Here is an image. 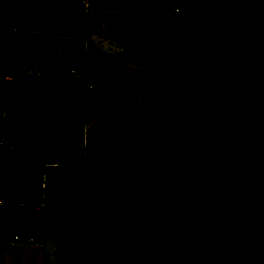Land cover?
Here are the masks:
<instances>
[{
    "label": "trees",
    "instance_id": "1",
    "mask_svg": "<svg viewBox=\"0 0 264 264\" xmlns=\"http://www.w3.org/2000/svg\"><path fill=\"white\" fill-rule=\"evenodd\" d=\"M20 1L35 16L49 15L57 33L75 35L83 26L86 41L78 80L59 91L47 73L26 78L40 43L26 41L22 32L0 33V55L13 58L17 69L0 80V172L11 171L12 191L24 196L32 190L30 165L38 162L54 181V203L86 219L109 190L76 148L67 123L78 122L102 160L113 151V161L101 167L123 174L102 213L122 227L124 259L264 264L263 130L247 107L234 115L238 133L215 126L219 113L243 97L258 105L264 122V42L234 34L264 26V0H171L156 9L143 1L103 0L94 15L57 0H0V18ZM164 5L195 11L211 29L164 21ZM104 24L122 33L116 54L91 41ZM90 85L104 86L105 94L87 97ZM112 86L122 92L109 94ZM149 141L172 155L127 161L126 150ZM43 232L54 236L60 264H90L48 209Z\"/></svg>",
    "mask_w": 264,
    "mask_h": 264
},
{
    "label": "rangeland",
    "instance_id": "2",
    "mask_svg": "<svg viewBox=\"0 0 264 264\" xmlns=\"http://www.w3.org/2000/svg\"><path fill=\"white\" fill-rule=\"evenodd\" d=\"M65 6H74L84 8L90 15L96 13L97 8L101 7L103 0H57ZM111 3L125 4L127 0H108ZM139 1V0H137ZM144 3L152 5V9L161 8L164 3L171 0H143ZM242 3H247L250 0H240ZM16 7L6 12L0 18V33L4 30H12L15 28L17 32H22L24 39L28 42H38L42 45V52L29 60L31 66L26 78L32 79L47 73L50 81L58 85V90L61 91L62 84L66 82L77 81L78 77L70 74V69H75L78 73L79 68L84 65V62L78 58L79 48L86 41L85 29L82 26L75 35L57 33L51 24L49 15L35 16L26 3L23 1L17 2ZM164 21L175 25H197L203 30H210L211 26L208 19L200 20L199 15L192 10L179 9L173 5H164ZM149 9V8H148ZM160 10V9H159ZM101 13L113 14L117 13L113 9H100ZM98 34L91 37V41L100 47L103 51L116 54L121 50V31L114 24L101 25ZM237 37L247 40H256L264 42V26L257 29L248 30L241 33H234ZM17 69L13 65V58L0 55V80H4L7 73H16ZM109 94L117 95L122 92L121 87L112 86L107 89ZM106 88L99 86L95 91H87V97L90 93L101 97L105 94ZM247 107L256 113V118L264 133V122L261 119L260 109L258 105L248 97L237 98L230 102L218 115L215 126L218 128L228 127L236 133L239 131L238 124L234 115L241 108ZM69 127L76 136V148L83 154L87 165L92 167L99 182L108 189V193L99 195L86 217L85 221L73 217L68 211L60 212L56 207L53 199V179L49 174L38 172L44 180L45 189H41V183L34 171H29L30 176L34 180L32 190L21 196L19 199L23 203H29L33 200L34 194L37 195V202L43 207L51 210L55 214V219L59 230L67 231L70 235L79 234L82 241V246L79 248L85 249V255L90 258V264H179L176 258L163 255H151L146 258L133 257L124 259L122 256V232L117 221L108 218L102 213V206L111 196H115L116 189L123 183L122 172H111L103 169L101 166L109 164L113 161V151H107L106 160H102L99 153L90 146H87L84 141L83 125L78 122H68ZM85 131H86V126ZM86 133V132H85ZM156 148V149H155ZM129 150L136 151L134 154H129L127 157L132 163H145L148 160L157 156H171V148H158L151 141L139 148H131ZM139 150V151H138ZM112 156H110V155ZM44 175V177H43ZM13 177L10 172H0V245L3 241L8 240L5 247L0 249V264H60V253L56 244L55 238L49 233H38L34 236L35 244H27L25 242L14 241L15 236L20 238L23 236V224L25 213L20 214L18 207L7 206L11 203L10 195L6 194V187L10 186ZM14 198H19L15 196ZM19 201L14 202L18 204ZM28 201V202H27ZM36 206H31L33 212ZM24 212V211H23ZM42 212V209H40ZM37 227L40 228L41 216L38 219ZM67 236V235H66ZM68 237V236H67ZM75 237V236H74ZM43 245V246H42ZM88 246V247H87ZM44 247V248H43Z\"/></svg>",
    "mask_w": 264,
    "mask_h": 264
},
{
    "label": "crops",
    "instance_id": "3",
    "mask_svg": "<svg viewBox=\"0 0 264 264\" xmlns=\"http://www.w3.org/2000/svg\"><path fill=\"white\" fill-rule=\"evenodd\" d=\"M137 1V0H136ZM139 1H143V0H139ZM122 2V1H121ZM120 2V3H121ZM144 2V1H143ZM114 3V2H113ZM15 5H17L16 3H14L13 5H12V7L8 10V11H10L11 9H14V7H16ZM7 11V12H8ZM12 31H16L17 32V30L15 29V28H13L12 29ZM245 39H246V37H244ZM247 40V39H246ZM29 73H31V71L29 72ZM67 83V82H66ZM83 133H84V141H85V144L87 145V142H86V131H85V127H84V125H83ZM156 149V148H155ZM139 151V150H138ZM134 153H136V151H133V150H126V159L128 160V156H129V154H134ZM110 155V154H109ZM111 156V155H110ZM112 157V156H111ZM133 162V161H132ZM141 163H143V162H141ZM30 170L31 171H34V173H35V175L36 176H38L39 178H41L40 177V175L38 174V172H43V174H49V173H46L45 171H44V168H43V166L40 164V163H38V162H35V163H31V165H30ZM29 170V171H30ZM8 172H10L11 173V171H9V170H7V171H4V172H1V173H8ZM11 175H12V173H11ZM50 175V174H49ZM29 176H30V174H29ZM12 177H13V175H12ZM31 177V176H30ZM43 177H44V175H43ZM41 181H40V183L41 182H43V184H44V180H43V178H41L40 179ZM2 186L4 187V189H5V192L3 193V195H2V199L4 198V196L5 195H7V194H9L10 195V201H11V203H9V204H7V206H11V207H14V206H16V207H18L19 208V210H20V214L21 215H23L22 213H25V217L23 218V220H24V224H23V236L20 238L19 236V240L17 241V242H25V243H27V244H35L36 242H35V239H34V236H36L38 233H42V234H44L45 232H43V211L45 210V209H47V208H45V207H43L42 205H40L38 202H37V200L35 199V198H37V195L36 194H34V197H33V200L32 201H30L29 203H23L22 201H19V199H21V198H23V197H21V196H19V198H14V195L15 196H18V195H16L13 191H12V188H13V186H14V177H13V181H12V183H11V185L10 186H5L4 184H2ZM42 190H44L45 189V184H44V188H41ZM53 189H54V181H53ZM6 192H7V194H6ZM16 201H19V203L18 204H15L14 202H16ZM28 202V201H27ZM0 205H3L4 206V204H3V202L2 201H0ZM56 205V204H55ZM31 206H36L35 207V210L38 212V214H36L35 212H33V211H31V213H29L28 212V210H27V208L28 207H31ZM56 207L58 208V210L60 211V212H66V211H62L57 205H56ZM40 209H42V212H40ZM49 210V209H48ZM24 211V212H23ZM40 216H41V224H40V228L39 227H37V222H38V219H40ZM85 221V220H84ZM119 223V222H118ZM119 225H120V223H119ZM120 228H121V232H122V227H121V225H120ZM64 232L66 233V235L68 236V238L74 243V244H76V245H78V246H82L81 244H83V243H80L81 241H82V238H81V236H79V234H73V235H70V233H68L67 231H65L64 230ZM75 236V237H74ZM27 238H31L32 239V242H28L27 241ZM122 239H123V232H122ZM123 242V241H122ZM43 246V245H42ZM88 247V246H87ZM44 248V247H43ZM85 248V247H84ZM83 248V251L86 253V251H85V249ZM122 256H123V254H122Z\"/></svg>",
    "mask_w": 264,
    "mask_h": 264
},
{
    "label": "built area",
    "instance_id": "4",
    "mask_svg": "<svg viewBox=\"0 0 264 264\" xmlns=\"http://www.w3.org/2000/svg\"><path fill=\"white\" fill-rule=\"evenodd\" d=\"M69 72H70L71 75L78 77V73L75 71V69H70ZM98 88H99V86L90 85V86H87V91H95V89H98ZM41 188H44L43 182H41ZM18 240H19V237L15 236L14 237V241H18ZM27 241L28 242H32V239L31 238H27Z\"/></svg>",
    "mask_w": 264,
    "mask_h": 264
},
{
    "label": "water",
    "instance_id": "5",
    "mask_svg": "<svg viewBox=\"0 0 264 264\" xmlns=\"http://www.w3.org/2000/svg\"><path fill=\"white\" fill-rule=\"evenodd\" d=\"M128 1H136V0H128Z\"/></svg>",
    "mask_w": 264,
    "mask_h": 264
}]
</instances>
